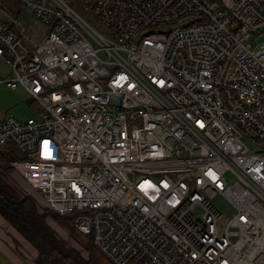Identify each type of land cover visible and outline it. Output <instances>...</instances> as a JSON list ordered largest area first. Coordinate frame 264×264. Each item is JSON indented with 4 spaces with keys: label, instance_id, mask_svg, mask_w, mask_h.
Returning <instances> with one entry per match:
<instances>
[{
    "label": "built area",
    "instance_id": "2783aa9c",
    "mask_svg": "<svg viewBox=\"0 0 264 264\" xmlns=\"http://www.w3.org/2000/svg\"><path fill=\"white\" fill-rule=\"evenodd\" d=\"M76 3L0 0L11 168L112 264H264V0Z\"/></svg>",
    "mask_w": 264,
    "mask_h": 264
},
{
    "label": "trees",
    "instance_id": "16d2710c",
    "mask_svg": "<svg viewBox=\"0 0 264 264\" xmlns=\"http://www.w3.org/2000/svg\"><path fill=\"white\" fill-rule=\"evenodd\" d=\"M29 102L37 109L34 101ZM16 155V149L8 146L0 150V215L12 225L37 251L36 264H112L94 246L92 237L85 245L86 256L76 250L63 236H61L46 218L55 220L68 218L55 213L41 198L45 207L39 212V200L27 193L18 195L3 179V170H13L7 157ZM10 169H9V167ZM14 171V170H13ZM18 176L17 172L14 171ZM25 181V180H24ZM28 187H31L26 181ZM70 222V221H69ZM72 226V225H71ZM1 264V262H0Z\"/></svg>",
    "mask_w": 264,
    "mask_h": 264
},
{
    "label": "crops",
    "instance_id": "0c3cea01",
    "mask_svg": "<svg viewBox=\"0 0 264 264\" xmlns=\"http://www.w3.org/2000/svg\"><path fill=\"white\" fill-rule=\"evenodd\" d=\"M29 100L34 101L30 98ZM37 107H38V111H37V114H38L40 111L38 104H37ZM32 117H36V116H32ZM7 146H12V145L7 144L6 147ZM20 156H21V153L16 150V155L14 157H20ZM2 173H3V179L5 180V182L8 185H10L18 195H20L18 191H22L21 187H24L23 183L25 181L22 180L21 177L18 176L16 173H13L11 171H5V172L2 171ZM29 189L27 190V193L31 194L33 197H35L37 194L38 196L37 200H39L40 194L37 192V190H35L33 187H29ZM31 191L34 193H31ZM22 194L24 195V191ZM46 221L63 237L67 235V232L70 229V228H67V224H65L66 222L65 223L61 222V219L55 220L51 217H47ZM71 228L75 230L72 226ZM36 255H37L36 249L12 225H10L0 215V262L1 264H36L34 261L36 258Z\"/></svg>",
    "mask_w": 264,
    "mask_h": 264
},
{
    "label": "rangeland",
    "instance_id": "374dc122",
    "mask_svg": "<svg viewBox=\"0 0 264 264\" xmlns=\"http://www.w3.org/2000/svg\"><path fill=\"white\" fill-rule=\"evenodd\" d=\"M73 5H77L76 0H66ZM10 71V66L6 62L5 58L0 56V76H6ZM5 114H12L13 116L25 119L30 116H37L36 108L29 102V94L25 89L18 86L16 88H11L6 86L4 83H0V118ZM9 167V166H8ZM10 169V167H9ZM11 171L13 170H3ZM24 187H21L22 191H18L21 196L27 194V190L29 187L26 183H23ZM30 190V189H29ZM31 193H34L31 191ZM35 198H38L37 194ZM45 207L39 199V207L38 211L41 212ZM63 220V221H62ZM61 222H66L67 228H70L67 232V235L64 237L76 250H79L84 256H86L85 245H87V241L91 238L90 235H81L76 230L71 228V224L66 219H61Z\"/></svg>",
    "mask_w": 264,
    "mask_h": 264
}]
</instances>
